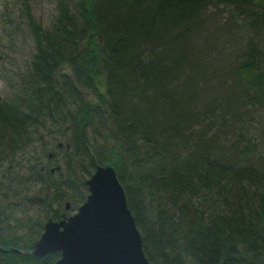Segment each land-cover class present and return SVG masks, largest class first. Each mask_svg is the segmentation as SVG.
<instances>
[{"label": "trees", "instance_id": "trees-1", "mask_svg": "<svg viewBox=\"0 0 264 264\" xmlns=\"http://www.w3.org/2000/svg\"><path fill=\"white\" fill-rule=\"evenodd\" d=\"M23 6L34 51L18 94L0 98V160L15 154L35 120L36 131L48 122L69 144L60 176L37 168L47 193L36 201L61 205L71 189L77 202L87 189L81 172L90 176L97 164H110L152 264H264V138L257 156L240 158L238 145L195 130L225 111L233 121L238 103L260 97L264 47L247 39L232 64L218 69L191 45L211 7L264 29V0H61L48 27L28 0ZM209 71L230 78L217 97L209 96ZM236 181L246 182L250 199L233 193L224 209L209 212L186 203L176 213L159 206L147 219L151 191L166 192L176 206L181 195L222 185L230 194ZM48 217L59 219L60 209ZM40 229L42 222L32 230ZM0 245V264H54L60 256L35 257L31 238L18 243L1 232ZM9 246L23 252L5 251Z\"/></svg>", "mask_w": 264, "mask_h": 264}, {"label": "rangeland", "instance_id": "rangeland-1", "mask_svg": "<svg viewBox=\"0 0 264 264\" xmlns=\"http://www.w3.org/2000/svg\"><path fill=\"white\" fill-rule=\"evenodd\" d=\"M59 1L61 0H28V3L33 16L48 27L56 14ZM23 12V0H0V98L3 100L14 99L20 91L21 77L29 70L34 51ZM231 17V13L223 7H211L207 12L205 22L198 27L194 34L195 41L191 44L192 47L196 45L195 52L197 51L198 57L201 56L203 63H209L218 69L232 64V59H236L233 52L237 51V55L247 39L264 47V29L254 31L245 15ZM190 57L197 59L196 54H190ZM258 70L264 72V61L259 64ZM209 73V81L213 79L215 82L211 83L209 96L217 97L221 94L224 83L230 84V78L226 76L228 80L222 79L217 75L213 76L211 71ZM214 86L219 92H214ZM237 105L239 108L233 121L227 115L223 117V113L227 114L225 111L206 120L203 125L199 124L195 130L208 131V136L216 134V139L224 145H238L240 158H244L241 154L257 156L264 138V92L260 93V97L254 98L253 104ZM58 130L48 122L37 129L36 135L34 129L29 128L28 139H25V134L22 136L24 141L15 154H8L0 160V232L8 238H15L18 243L28 242L31 238L32 244L42 232L40 229L36 235L32 229H38L39 223H44L51 209L59 208L60 213H74L88 193L87 189L83 190V198L75 202L71 189H66L68 196L62 200L61 205L53 202L50 207L36 201L47 193L46 186L37 180V168L43 165L47 169L59 166L53 171L55 176H60L65 170L64 150L67 142L65 137L58 140ZM59 142L63 143L61 147L57 146ZM49 154L51 158L48 157ZM81 175L86 179L89 177L86 170ZM227 189L229 186L222 185L191 196L181 195L176 206L172 205L166 192L151 191L146 199L149 215L147 219L153 220L152 213L159 206L176 213L180 203H186L188 208L200 207L209 212L224 209L225 198H232L233 193L238 194L237 199L239 196L243 199H250L252 196L245 181H236L230 194ZM53 191L51 189V194ZM66 202H69L68 209L65 208Z\"/></svg>", "mask_w": 264, "mask_h": 264}, {"label": "water", "instance_id": "water-1", "mask_svg": "<svg viewBox=\"0 0 264 264\" xmlns=\"http://www.w3.org/2000/svg\"><path fill=\"white\" fill-rule=\"evenodd\" d=\"M85 185L88 193L74 213L62 212L56 220L47 217L32 254L43 257L58 251L54 264H152L114 167L97 164ZM4 250L23 252L13 246Z\"/></svg>", "mask_w": 264, "mask_h": 264}, {"label": "flooded vegetation", "instance_id": "flooded-vegetation-1", "mask_svg": "<svg viewBox=\"0 0 264 264\" xmlns=\"http://www.w3.org/2000/svg\"><path fill=\"white\" fill-rule=\"evenodd\" d=\"M34 131H35V135H36V120H35V124H34ZM35 138H36V136H35ZM48 157L51 158V154H49ZM45 167H46V166L43 165V166L41 167V169L43 170V169H45ZM50 171H51V169H50ZM0 247H2V246L0 245ZM9 247H10V246H9ZM7 248H8V247H7ZM7 248H6V249H7ZM2 249H3V248H2Z\"/></svg>", "mask_w": 264, "mask_h": 264}]
</instances>
